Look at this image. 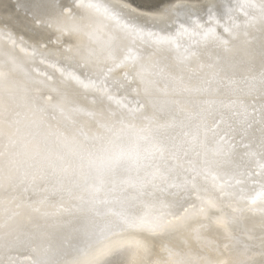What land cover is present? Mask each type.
<instances>
[{"label": "bare ground", "instance_id": "6f19581e", "mask_svg": "<svg viewBox=\"0 0 264 264\" xmlns=\"http://www.w3.org/2000/svg\"><path fill=\"white\" fill-rule=\"evenodd\" d=\"M92 2L0 0V264H264L261 0Z\"/></svg>", "mask_w": 264, "mask_h": 264}, {"label": "snow or ice", "instance_id": "6c2138e0", "mask_svg": "<svg viewBox=\"0 0 264 264\" xmlns=\"http://www.w3.org/2000/svg\"><path fill=\"white\" fill-rule=\"evenodd\" d=\"M49 6L56 7V5L54 4L49 5ZM81 6L87 7V8L97 7V5L92 2V0H88L87 3H84V0H81ZM248 6L255 7L256 5L249 4ZM59 7L64 8L65 5L61 4L59 5ZM259 8L261 10L262 15H264V0H261L259 4ZM68 10L69 11L71 10V6H68ZM209 16H211V12H209ZM36 22L43 26L50 25L49 20L44 19L40 16L36 17ZM229 30L230 28L225 29V31H229ZM108 56L109 58L113 60L116 59L114 53L111 50L109 51ZM124 60L125 61L131 60L133 61V63H135L136 57H125ZM121 62H124V61H121ZM137 75H139L140 78L144 80L146 85H150L153 83L151 80H148L147 77L145 76L143 66H141V69L137 73ZM113 167H115V165H113ZM111 170L112 169L110 168L109 171ZM92 203L94 205L96 201H93ZM209 204H211V202H209ZM116 215L119 217V223L122 226V231L124 232H127L130 229L155 232L158 228H162L165 226V225L155 222L152 219H149L148 214H145L143 216H131V215H124V214L118 213ZM100 230L103 231L104 229H100ZM139 234H140L139 232L135 234H129L127 237H121L120 240L110 241L107 244L87 245L85 250L81 253V255L78 256L76 259L72 260L70 264H110V261L106 258L109 257V255L112 254L114 250L117 249L123 243H135L137 246L145 247L146 252H150V249L147 248L143 240L137 238ZM163 264H166V262H163Z\"/></svg>", "mask_w": 264, "mask_h": 264}, {"label": "rangeland", "instance_id": "374dc122", "mask_svg": "<svg viewBox=\"0 0 264 264\" xmlns=\"http://www.w3.org/2000/svg\"><path fill=\"white\" fill-rule=\"evenodd\" d=\"M15 1V0H14ZM23 1H26V4L24 5V3H23V5L21 6H19V8H24V9H29V7H30V5H31V3L30 4H28V0H23ZM59 1V3H61V4H63L64 2H66V0H58ZM20 2H21V0H20ZM23 18V16H21V15H18V19H20V18ZM20 21L19 20H17V21H15V25L17 26V25H19L20 23H19ZM34 35V34H33ZM36 35V34H35ZM38 36V35H37Z\"/></svg>", "mask_w": 264, "mask_h": 264}, {"label": "water", "instance_id": "95a60500", "mask_svg": "<svg viewBox=\"0 0 264 264\" xmlns=\"http://www.w3.org/2000/svg\"><path fill=\"white\" fill-rule=\"evenodd\" d=\"M219 7H220V5H216V6H215V8H219ZM220 9H221V8H220ZM220 9H219V10H220ZM220 14H221V13H220Z\"/></svg>", "mask_w": 264, "mask_h": 264}]
</instances>
